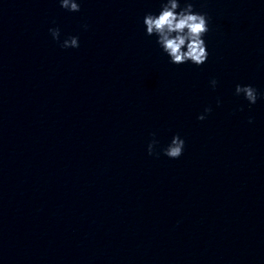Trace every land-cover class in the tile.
<instances>
[{"label": "clouds", "instance_id": "1", "mask_svg": "<svg viewBox=\"0 0 264 264\" xmlns=\"http://www.w3.org/2000/svg\"><path fill=\"white\" fill-rule=\"evenodd\" d=\"M60 6L69 12H79L80 5L77 0H59ZM143 25L147 36H155L156 43L169 62L175 65L191 63L197 67L203 65L209 56L204 37L209 32V18L205 13L194 11L193 4L185 0L183 7L180 0H162L158 14L151 12L143 17ZM49 32L56 41L60 40V29L50 28ZM62 48H78L79 37L69 36L60 44ZM213 89L218 81H210ZM235 94L242 95L250 105H254L258 99L257 89L252 85H240L235 87ZM219 105V100L217 101ZM212 108L206 107L197 119L204 120L211 113ZM251 123V119L249 120ZM155 134H153L154 136ZM158 141L153 139L148 144L149 155H159L155 152ZM185 147V141L179 134L172 137L171 142L162 149L163 154L171 159H178Z\"/></svg>", "mask_w": 264, "mask_h": 264}]
</instances>
